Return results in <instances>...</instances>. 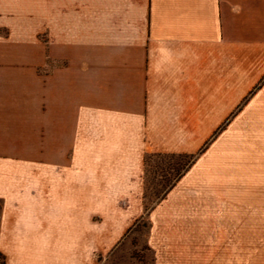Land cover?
<instances>
[{
    "label": "crops",
    "instance_id": "0c3cea01",
    "mask_svg": "<svg viewBox=\"0 0 264 264\" xmlns=\"http://www.w3.org/2000/svg\"><path fill=\"white\" fill-rule=\"evenodd\" d=\"M152 155V264H264V0H0V264L105 262Z\"/></svg>",
    "mask_w": 264,
    "mask_h": 264
},
{
    "label": "rangeland",
    "instance_id": "374dc122",
    "mask_svg": "<svg viewBox=\"0 0 264 264\" xmlns=\"http://www.w3.org/2000/svg\"><path fill=\"white\" fill-rule=\"evenodd\" d=\"M167 164L168 160L165 159L156 160L153 158L149 161L150 169L153 172L156 165L166 166ZM148 177V182H150L148 183V205H151L157 191L162 190L163 187L157 184L158 180L155 181L156 178L153 174ZM102 264H152V255L146 246V229L143 225H139L136 230L132 231L126 241Z\"/></svg>",
    "mask_w": 264,
    "mask_h": 264
},
{
    "label": "trees",
    "instance_id": "16d2710c",
    "mask_svg": "<svg viewBox=\"0 0 264 264\" xmlns=\"http://www.w3.org/2000/svg\"><path fill=\"white\" fill-rule=\"evenodd\" d=\"M156 159V160H168V164L166 166H160L156 165L155 171H151L149 161L150 159ZM196 160V156H176V155H152V156H146L145 158V172H146V206H145V213L144 216L136 223L134 230H136L139 225H143V227L146 229V236L148 234L149 225L147 221V214L149 210L152 208L153 205H155L158 202V199L160 196H163L164 193L171 188V186L180 178L183 176L185 172L190 168V166L194 163ZM170 162V163H169ZM163 167V168H162ZM150 174H153V176L156 178L155 181H157L158 185H161L162 190H155L157 191L156 195L154 196L155 200L151 205H148V176ZM148 249V248H147ZM2 264V263H1Z\"/></svg>",
    "mask_w": 264,
    "mask_h": 264
}]
</instances>
